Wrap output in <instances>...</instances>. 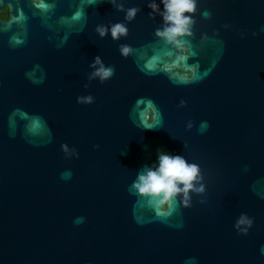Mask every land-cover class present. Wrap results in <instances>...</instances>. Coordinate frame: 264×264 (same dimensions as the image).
Instances as JSON below:
<instances>
[{
	"label": "water",
	"instance_id": "95a60500",
	"mask_svg": "<svg viewBox=\"0 0 264 264\" xmlns=\"http://www.w3.org/2000/svg\"><path fill=\"white\" fill-rule=\"evenodd\" d=\"M46 2L47 11L15 7L19 24L0 22V264H264V0H200L189 63L209 71L189 84L137 67L172 59L149 0ZM130 7L139 11L128 21ZM78 10L84 18L72 21ZM116 22L127 35L96 31ZM96 55L114 68L103 82L89 78ZM87 95L95 102H76ZM138 99L161 111L156 129L139 126ZM61 143L79 158H65ZM161 154L198 164L205 186L167 218L133 187ZM241 214L254 220L247 235L233 227Z\"/></svg>",
	"mask_w": 264,
	"mask_h": 264
},
{
	"label": "clouds",
	"instance_id": "9594fccd",
	"mask_svg": "<svg viewBox=\"0 0 264 264\" xmlns=\"http://www.w3.org/2000/svg\"><path fill=\"white\" fill-rule=\"evenodd\" d=\"M114 3L115 0H110ZM200 0H160L157 4L155 0H149L146 4L147 8L151 11L148 13L152 16L153 13H158L161 17L163 25L161 28L155 30V35L162 38L166 44L171 46L168 55L172 59L165 61L160 56H152L144 62L143 66L137 65L140 71L146 75L149 73H169L170 79L178 84H189L198 82L207 75L209 70L201 73L199 61L196 63H189L191 57L195 56V50L192 42L189 39L194 35V28L196 26V13ZM163 5L161 9L160 5ZM34 6L42 11H47L52 7L46 0H34ZM118 9L124 10L123 5H117ZM136 7H130L126 10L125 19L131 21L135 19L137 12ZM188 13V15H185ZM212 12L205 9L203 12L204 19H210ZM84 18V12L78 10L71 16L72 21H80ZM24 14L17 10L16 14H12V6L8 3H0V22H3L5 28L10 27L8 23L11 21L13 24H19L25 21ZM225 29L232 26L224 24ZM96 31L101 37L111 34L113 39H119L122 35H127L128 29L123 22H116L110 26H97ZM264 31V29H262ZM219 35L218 30H213L212 36L207 32H201L202 39L205 41L213 40ZM240 35L243 37L244 32ZM253 36L257 33L253 32ZM67 40L63 43H66ZM15 44H21L22 41L14 39ZM222 43V42H221ZM63 46V45H61ZM133 52L130 45L123 44L120 46V53L122 56L127 57ZM98 65V67H97ZM89 67L93 69L90 79L99 78L101 82L110 79L114 75V68L105 67L99 55H96L89 63ZM33 83H43L45 76L43 75L39 80L33 79L32 74L26 73ZM76 102L78 104H92L94 97L91 95L77 96ZM137 114L139 119V126L144 129H156L162 123V113L156 106L155 102L151 99H138L137 100ZM185 100L181 99L178 107L185 106ZM143 104V108L139 105ZM17 111H19L17 109ZM39 120L33 119L30 127L35 129L39 127ZM191 127V124H189ZM208 128L207 122L201 124L199 131L203 132ZM61 151L64 153L65 158H79V153L75 147L69 149L67 143H61ZM159 165L153 169L148 168L144 173L138 175V180L133 183V187L138 190L142 196H148L150 203L155 209L157 216L167 218L172 215L177 208L182 204L185 208L192 206L191 196L189 191L202 193L205 191L204 184L200 183L203 177L200 175L199 165L196 163H189L181 155L161 154L159 157ZM62 179L71 177V172L62 173ZM199 184L196 186L193 182ZM179 185H183L180 187ZM182 194V199L178 202L176 197ZM203 204L204 202L201 201ZM81 221H77L80 223ZM254 220L246 214H241L234 222V229L238 234L247 235L249 229L252 227ZM173 227L181 228L183 224L171 225ZM261 253L264 254V247L261 248ZM185 264H196L195 258H188Z\"/></svg>",
	"mask_w": 264,
	"mask_h": 264
},
{
	"label": "flooded vegetation",
	"instance_id": "af4514ba",
	"mask_svg": "<svg viewBox=\"0 0 264 264\" xmlns=\"http://www.w3.org/2000/svg\"><path fill=\"white\" fill-rule=\"evenodd\" d=\"M0 3H8L12 6V14L14 15L15 7H23L24 9H29L36 11L34 6V0H0ZM33 21V20H32Z\"/></svg>",
	"mask_w": 264,
	"mask_h": 264
}]
</instances>
